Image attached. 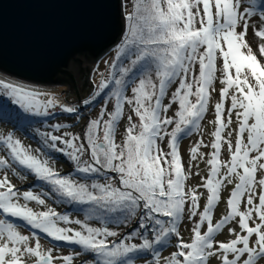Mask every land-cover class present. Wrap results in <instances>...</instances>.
Returning <instances> with one entry per match:
<instances>
[{
	"label": "snow or ice",
	"instance_id": "1",
	"mask_svg": "<svg viewBox=\"0 0 264 264\" xmlns=\"http://www.w3.org/2000/svg\"><path fill=\"white\" fill-rule=\"evenodd\" d=\"M117 9L120 41L87 98L68 104L0 75V122L23 130L58 114L79 120L99 105L81 133L57 134L62 123L38 132L49 154L73 162L76 179L0 133V264H264V0H119ZM197 133L186 168L181 142ZM9 173L47 190L20 191ZM228 186L226 213L214 221ZM225 230L230 238L218 240ZM62 245L76 247L59 254Z\"/></svg>",
	"mask_w": 264,
	"mask_h": 264
},
{
	"label": "water",
	"instance_id": "2",
	"mask_svg": "<svg viewBox=\"0 0 264 264\" xmlns=\"http://www.w3.org/2000/svg\"><path fill=\"white\" fill-rule=\"evenodd\" d=\"M119 0H0V74L90 93L91 64L121 38Z\"/></svg>",
	"mask_w": 264,
	"mask_h": 264
},
{
	"label": "rangeland",
	"instance_id": "3",
	"mask_svg": "<svg viewBox=\"0 0 264 264\" xmlns=\"http://www.w3.org/2000/svg\"><path fill=\"white\" fill-rule=\"evenodd\" d=\"M249 35H251V33ZM253 47H254V51H255V45ZM113 56H114V52H113V49L111 48V49L107 50L95 63L91 64V69H90V72L88 73V79H87L88 85H90L89 79H91V81L93 82V81H99V79L101 78L99 76V74H97L94 71L97 66H99L100 72H103V73H105V75H107L108 69H107V65L105 64V61H109L111 58H113ZM257 56H258V59L261 60V63H264V57H260L259 53H257ZM0 75H3L4 77L12 80L13 82H20V83H24L26 85H29L32 88L40 91L41 93H48L50 95H55L59 100L64 101L68 104L74 105L77 103V101L83 100L84 98H87L89 96V94H88L87 96H85L79 100H76L74 102H70L69 100H67L65 98V93H66L65 91H67L69 89L66 86H62V85H48V86L36 85V84H31V83H27L24 81H20L17 79H13V78L8 77L4 74H0ZM218 87H219V85H218ZM173 89H174V87H173ZM215 99H218V97H216ZM215 99L213 100V103H215ZM85 111H86V114L81 113L82 118L79 120L75 119L74 117L69 118L68 114H58L52 118H49L47 121H44L43 123L34 124L31 128H29L27 130H23V129H20L18 127H15L11 123L0 122V133L13 132L14 136L21 139L22 143L25 146H30V148L33 150L34 154H35L36 149H41L42 151L39 153V155L41 156L42 159L43 158H49L50 166L53 167L55 170L59 171L62 175L71 173L72 177L74 179H76V178H78V176H77V173L74 171L73 162L70 161L66 156H64L60 152L49 154V151L43 147V143H42L43 138L38 134V132L52 131V129L49 127L50 125L56 124V123H62L64 125H66L67 127L60 129V132L57 134H61L63 132H71L73 134L81 133L83 131L85 122L88 119L96 117L97 113L99 112V105H97L95 108L89 107ZM125 113L130 114V109L128 106L125 107ZM171 114L172 113L169 112V115H171ZM212 119H213V115L210 113L207 116L206 120L203 122V125H204L203 126V135H204V140L206 143L209 142V140L211 139V137L209 136V133L212 130V125L208 121H210ZM125 126H126V120L124 122H122L120 125L119 134L117 136L118 142L123 135V129ZM199 135H200L199 133L194 134L193 136L186 138L181 142V153H182V156L184 158L186 168L188 165V151L187 150L193 145V143L199 137ZM202 150L206 151V152L210 151V149H202ZM0 154H3V153L0 152ZM224 156L226 157V153L224 154ZM85 159H87L86 156H85ZM199 171H200L201 176L206 175L207 171H208L206 164L201 163L200 167H199ZM9 176L12 179V183L16 184L17 187L20 189V191L29 190V186H32L33 190L36 192H40L41 190H47L46 186L43 185V182L35 180V178L31 175H28L26 180H21L17 177H13V176H11V173H9ZM199 181H200V177H194L190 181V183L192 185H195ZM101 182H103V181H101ZM230 188H231V186H228L224 190V192L222 193V201L218 205V207L215 211L214 221L218 220L221 215L226 213V205L223 201L226 200V198L228 196V192L230 191ZM201 203L203 204L204 201L202 200ZM48 204L50 207L54 208L57 212H60L62 214L67 213L73 219H82V220L84 219V213L77 212L73 206H69V205H66L63 203L54 202L53 199H49ZM30 206L33 207L35 210H38V211L43 210L42 206L35 204V203H32ZM88 222L94 227L102 226V224L100 222H97L94 220H91ZM61 226H64V225L61 224ZM69 226L73 227V228H79L80 227L79 225H75V224L69 225ZM111 227L119 230L117 225H111ZM191 227H192V221L188 220V219H185V221L181 225V234L186 241L191 239V236H192ZM229 238L230 237H229L226 230L224 231L223 234H220L217 236L218 240H227ZM41 243L45 247H52L55 242L50 241L49 238H45V236L43 234H41ZM75 247L76 246H74V245H62V247L58 248L57 251L59 254L70 253L73 251V249ZM173 250H174L173 248H169L166 251H164L163 255L166 256ZM83 259H85V257H80V259L77 260L76 264H80V260H83ZM89 259H90V257H89ZM137 264H144V261H142V260L137 261ZM212 264H217V262L215 260H213Z\"/></svg>",
	"mask_w": 264,
	"mask_h": 264
},
{
	"label": "trees",
	"instance_id": "4",
	"mask_svg": "<svg viewBox=\"0 0 264 264\" xmlns=\"http://www.w3.org/2000/svg\"><path fill=\"white\" fill-rule=\"evenodd\" d=\"M114 48H115V46H113ZM114 48H112L113 49V52H114ZM103 55V54H102ZM173 87H175V86H173ZM95 221V220H94ZM98 222V221H97ZM101 223V222H100ZM114 225V224H113Z\"/></svg>",
	"mask_w": 264,
	"mask_h": 264
}]
</instances>
